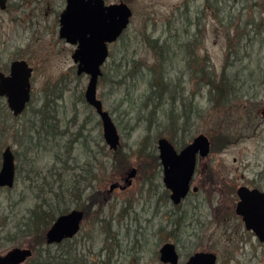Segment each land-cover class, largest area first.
<instances>
[{
	"label": "rangeland",
	"instance_id": "1",
	"mask_svg": "<svg viewBox=\"0 0 264 264\" xmlns=\"http://www.w3.org/2000/svg\"><path fill=\"white\" fill-rule=\"evenodd\" d=\"M122 1L132 10L124 31L128 46L127 50L120 47L117 51L111 43L109 55L115 51L118 56L126 53L124 61L135 59L151 65L158 54L146 43L147 36L161 43L165 38L167 42L176 38L193 41L189 46L197 62L176 53L169 78L178 79L185 87L184 94L197 102L200 116L193 121L191 136L204 133L213 146L205 158L198 159L192 182L198 190L189 193L179 208L165 199L162 174L149 181L156 165L138 148L145 139V148L150 151L160 132L177 149L180 147L169 138L164 125L150 123L148 127V122L139 120L136 100H132L129 110L126 104H119V89L111 90L108 83L98 82L97 97L112 113L121 148L130 158L128 169H138L139 157H146L132 183L107 196L109 184L122 182L124 173L110 167L112 150L100 142V118L83 96L88 76L76 74L71 57L75 45L59 37L58 19L65 0H7L6 8L0 11V69L7 71L10 60L23 58L33 72L31 99L22 114L13 116L5 98L0 97V132L4 131L0 133V153L10 145L17 166L15 186L0 189V237L15 232L14 225L21 226L25 213L47 195L44 191L50 185L62 184V195L70 183L72 193L65 198L75 201L78 184L80 188L85 185L78 182L77 164L84 166L86 161L84 168L91 164L97 176L81 192L80 202H87L93 189L100 192L98 201L106 196L99 210L100 220H92L98 205L90 206L75 236L77 241L83 240V246L76 242L89 260L90 253L101 249V258L109 264H164L158 258V249L172 234L168 215L174 210L183 214L175 242L181 262L194 250L209 249L219 256L218 264H264V243L244 230L234 212L237 186L264 189V0H219L218 10L211 9L212 0ZM202 16L206 26L199 34ZM173 43L176 45L174 40ZM227 55L226 69L231 65L228 73L236 84L223 95V101L214 103L211 98L215 93L199 76L205 78L207 73L216 82ZM111 59L108 56L103 69L111 65ZM138 87L137 94H142L145 86ZM39 108L54 124L55 129H50L54 134L46 130L44 112ZM32 122L34 129L30 128ZM147 130L150 137L144 138ZM66 145L72 146L69 158ZM154 147L157 152L156 142ZM57 159L75 166V176L63 170ZM106 224L110 226L109 237ZM241 237L245 240L241 241ZM24 241L25 238L16 243L0 240V253L14 246H27Z\"/></svg>",
	"mask_w": 264,
	"mask_h": 264
},
{
	"label": "water",
	"instance_id": "2",
	"mask_svg": "<svg viewBox=\"0 0 264 264\" xmlns=\"http://www.w3.org/2000/svg\"><path fill=\"white\" fill-rule=\"evenodd\" d=\"M7 0H0V10L5 9ZM132 10L124 2L105 0H65V6L59 15V37L75 45L71 57L76 63V73H84L88 81L84 89L85 101L98 114L102 137L111 150L120 145V134L110 113L104 109L97 97L98 79L102 74V65L109 54V44L115 42L130 23ZM32 67L26 60H14L9 74L0 73V96H3L8 109L13 115H19L30 99ZM264 113V112H263ZM157 154L162 169V183L170 190L174 204L181 201L189 190L194 174L196 156H206L210 151V141L204 133L196 134L189 143L179 151L166 137L156 141ZM136 168L127 170L122 182L113 181L108 190L125 189L132 183ZM14 156L9 147L2 152L0 167V186L11 187L14 182ZM196 190V187H192ZM240 199L235 211L241 216L246 229L252 230L256 237L264 242V193L258 189L240 186L237 190ZM84 218V211L71 209L58 215L45 232L48 244L59 243L63 239L74 237ZM32 248L14 246L3 254L0 253V264H22L32 255ZM158 258L164 264H178L175 244L166 241L158 250ZM182 264H216V254L197 251L191 254Z\"/></svg>",
	"mask_w": 264,
	"mask_h": 264
},
{
	"label": "trees",
	"instance_id": "3",
	"mask_svg": "<svg viewBox=\"0 0 264 264\" xmlns=\"http://www.w3.org/2000/svg\"><path fill=\"white\" fill-rule=\"evenodd\" d=\"M211 9L213 10V7ZM126 40L127 39L125 38L123 32L119 38L113 42L114 46H116L115 50L118 51L120 47L122 50H127L128 43ZM173 40L176 45H174ZM173 40H168L167 42V38H165V40H163L161 43L159 40L151 39L147 36L146 43L153 51L157 52L158 54L157 61L151 65H143L135 59H132L129 62H127L128 60L124 61V58H126V53H120V56H118L117 51L113 52H117L115 56H113V53L110 55L108 54V56H111L112 58V63L107 67V69L102 68V74L99 77L98 82L100 84L108 83L111 90L119 89L122 95L119 104H121V102L126 104L129 110H132V100H136L138 106L137 110L139 111V120L148 122V127L151 125L150 123L164 125L163 129L168 132L169 138L181 148L195 136H191L190 133H192V127L194 125L193 121H195V119L200 116V110L198 109L197 102H195L191 96H186L184 94L185 87L180 86L178 79H170L169 74L174 68L173 56L176 53L182 54L183 57L187 59V61H192L195 63L197 61L196 57L194 56V49L189 46L193 43L192 40L183 41L179 38ZM228 57L229 56L227 55L221 75L216 82L212 79V76L207 73L205 78H203L202 75L199 76L202 77L201 80L205 79L202 80L204 81L203 83L209 85L211 90L215 93L214 97L211 98L214 103L220 102L221 100L223 101V95L226 94L228 90L234 89L233 86L236 84V81L232 79L231 74L228 73L231 65L226 69L229 64ZM197 74L198 72L196 71L194 75ZM139 84L145 86L142 94H137ZM235 94L236 93L233 92V96ZM28 105L29 103L27 106ZM45 106L46 104H42L41 107ZM142 109H144L145 112H141L140 110ZM5 111L7 115V107H5ZM39 112H44L42 113V121L46 126V130L55 129L54 124L49 122L48 114L45 111H41L40 108ZM111 114L112 113H110V115ZM34 126L35 123L32 122L30 124V128L34 129ZM50 131L51 133L53 132L52 130ZM0 133H4V131ZM54 133L55 132H53V134ZM160 135L161 132L158 133V137L153 142L154 144L159 137H165ZM187 136L188 138H186ZM149 137L150 134L147 130L146 136L144 138ZM100 142H104L101 135ZM154 144L151 150L148 151L145 148L144 139L140 142L138 148V151L143 152H141V155L148 156L151 158L152 163L156 165V169L151 174L149 181L155 179L161 173L160 162ZM65 148L68 149L67 158H69L72 146L66 145ZM109 153L111 154L110 167L116 169L119 174H123L124 171H126L129 167V155L122 150L121 145L117 150H112ZM145 158L146 157H139L140 161L138 163V170H140L142 165L145 163ZM58 161L62 164L63 170H67L68 173L71 171L75 176V170L77 169L75 166L72 167L71 164L66 165L65 161L62 160ZM74 162L76 164L77 160ZM84 164V166H87L88 162L84 161ZM77 165L79 168L78 182H81L85 185L83 188H80L79 184L77 183V187L79 189H77V199L75 198V201L72 198H65L72 193L70 183L67 184V188L64 191L65 193L62 195V184H58L56 187L50 185L47 189H45L46 191H44L47 195H44L40 202L36 203L25 213L26 218L21 223V226L20 223L19 226L14 225L15 232L12 233V231H9L4 236L0 237V240H3V242L12 243H16L17 239L25 238L24 243H26L27 247L32 248L33 252L32 255L22 264H109L106 259L101 258V249L98 250V253H90V260L88 256L83 253V247L77 243L78 241L82 242L83 240L77 241V239H75V236L81 229V225L78 233L72 238H66L59 243L53 244H48L45 240V232L54 219L58 215L66 213L71 209L83 210L84 218L82 221H85L89 207L92 205H98V208L96 209L97 213L92 217V220L96 218V220H100L99 210H101L103 202L106 200V196L104 197L103 201H98L97 196L100 194V192L96 189H93L92 192L87 195V202H80L81 192L85 190L87 186H91L93 181H96L97 171L91 167V164L88 168H84V166H81L82 164L80 163ZM102 169L106 170L104 166ZM105 192L106 191H104V193ZM163 194L165 199L168 200V192L166 189L164 190ZM182 218L183 217L181 216L178 218L173 216L171 224L169 222L171 218H168V224L171 226L170 231L172 232V234L169 235L170 237L168 240L172 239L176 241L178 239H176V228L180 226ZM106 225L107 227L105 228V231L107 237H109L107 232L110 226L109 224Z\"/></svg>",
	"mask_w": 264,
	"mask_h": 264
},
{
	"label": "flooded vegetation",
	"instance_id": "4",
	"mask_svg": "<svg viewBox=\"0 0 264 264\" xmlns=\"http://www.w3.org/2000/svg\"><path fill=\"white\" fill-rule=\"evenodd\" d=\"M218 2H219V0H212V5L213 6H211V7H215L217 10H218V8H217V5H218ZM6 6H7V1H6ZM204 7H205V5H204ZM6 8V7H5ZM4 10V9H3ZM1 11V10H0ZM61 13V12H60ZM201 13H203V11H201ZM60 15V14H59ZM58 21H59V19H58ZM200 22H196V24L198 25ZM201 25H202V28L201 27H198V29H199V31L197 30V32L198 33H200L201 34V32H202V30H203V28H205V23H204V18H203V16H202V19H201ZM202 29V30H201ZM19 59H23V58H16V59H12V60H10V62H9V64H8V69H7V71H3V70H1L0 69V73H2L4 76H7L8 74H9V70H10V65H11V63L14 61V60H19ZM25 60V59H24ZM27 62V61H26ZM28 63V65L29 66H31V64L29 63V62H27ZM32 67V66H31ZM32 72H33V68H32ZM77 74V73H76ZM31 76H32V74H31ZM30 80H31V77H30ZM31 91H32V81H31ZM31 91H30V99H31ZM0 97H3V96H0ZM30 99H29V101H28V103L30 102ZM27 103V104H28ZM27 104H26V106H27ZM26 106H25V108L23 109V111L26 109ZM23 111L20 113V114H22L23 113ZM11 112V111H10ZM264 110L262 111V114L264 115ZM12 113V112H11ZM19 114V115H20ZM13 115V114H12ZM19 115H16V116H19ZM13 116H15V115H13ZM15 116V117H16ZM208 137V136H207ZM209 138V137H208ZM169 140V139H168ZM22 141V140H21ZM103 141H104V139H103ZM157 141V140H156ZM170 141V140H169ZM191 141V140H190ZM189 141V142H190ZM209 141H210V151H209V153L211 152V150H212V143H211V139L209 138ZM188 142V143H189ZM104 143H105V141H104ZM173 144V143H172ZM105 145L107 146V144L105 143ZM174 145V144H173ZM186 145V144H185ZM184 145V146H185ZM120 146V145H119ZM175 146V145H174ZM183 146V147H184ZM5 147H9L10 148V150H11V152H12V154H13V156H14V163H15V152H13V150H12V148H11V146L10 145H5L4 147H3V149L1 150V153H0V167H1V160H2V152H3V150H4V148ZM108 147V146H107ZM183 147H181V148H183ZM109 148V147H108ZM181 148H179V149H177L176 147H175V149L177 150V151H179ZM110 149V148H109ZM118 149V148H117ZM116 149V150H117ZM111 150V149H110ZM113 151H115V150H113ZM208 153V154H209ZM207 154V155H208ZM158 155V154H157ZM206 155V156H207ZM206 156H204V157H201L199 154H197V156H196V162H195V169H194V174H195V172H196V166H197V162H198V159H202V158H205ZM159 159V158H158ZM160 162V161H159ZM160 167H161V164H160ZM127 170H128V168H127ZM127 170L124 172V174L121 176L122 177V179L124 178V176L126 175V172H127ZM136 170L138 171V169H137V167H136ZM137 173V172H136ZM161 174H162V169H161ZM194 174H193V176H192V179H191V182H190V184H189V190H188V192H187V194H186V196L185 197H183L182 199H181V201L179 202V203H177V204H174L173 203V201L171 200V198H170V190L169 189H167V188H165L166 190H167V192H168V200L170 201V203L172 204V206H175V207H179V205L182 203V201L188 196V194L189 193H191V192H196L197 190H198V187L196 186V185H194V184H192V182H193V177H194ZM134 178V177H133ZM16 182H17V166H16V164H15V174H14V182H13V185L11 186V187H7V186H0V189H2V188H6V189H12L14 186H15V184H16ZM119 182V181H118ZM164 185V184H163ZM193 186H195L196 187V190H193L192 189V187ZM232 186V185H231ZM240 186H246V185H239V186H237L236 187V190H235V194H236V199H235V204H234V212H235V214L239 217V219L241 220V222H242V225H243V227H244V230L245 231H247L248 233H250L251 235H254L255 236V238L260 242V243H264V242H262V241H260L257 237H256V235L254 234V232L252 231V230H249V229H246V227H245V225H244V222H243V220H242V218H241V216L240 215H238L237 213H236V211H235V207H236V204H237V202L239 201V199H240V197H239V195L237 194V190H238V188L240 187ZM246 187H248V186H246ZM116 188H118V187H116ZM116 188H114V189H116ZM228 188L230 189V186H228ZM249 189H258V190H260L261 192H263L264 193V189H261L260 187H257V186H251V187H248ZM113 189V190H114ZM120 189V188H119ZM112 190V191H113ZM111 191V192H112ZM111 192H109V191H107L106 193H107V196L111 193ZM177 211H171L170 213H169V215H168V218H173V216H176L177 218L179 217V215L181 216V217H183V214H178V213H176ZM175 214V215H174ZM245 239H243L242 237H241V241H244ZM167 241H170V242H172V243H174L175 244V249H176V252H177V254H178V257H179V259H178V264H182L185 260H187V258L191 255V254H193L194 252H197V251H204V252H213V253H215L216 254V264H218V261H219V256L217 255V253L215 252V251H213V250H209V249H200V250H194L193 252H191V253H189L188 254V256L181 262L180 261V255H179V251H178V248H177V245H176V241H174V240H167ZM166 242V241H165ZM163 244V243H162ZM161 244V245H162ZM160 245V246H161ZM159 250V249H158ZM168 264H170V263H168Z\"/></svg>",
	"mask_w": 264,
	"mask_h": 264
}]
</instances>
